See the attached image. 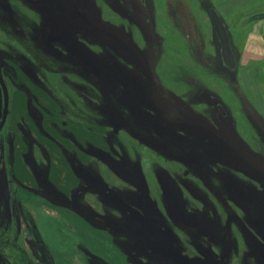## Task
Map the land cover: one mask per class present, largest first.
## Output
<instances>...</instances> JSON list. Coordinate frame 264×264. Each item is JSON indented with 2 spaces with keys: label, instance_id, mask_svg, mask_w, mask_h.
<instances>
[{
  "label": "rangeland",
  "instance_id": "obj_1",
  "mask_svg": "<svg viewBox=\"0 0 264 264\" xmlns=\"http://www.w3.org/2000/svg\"><path fill=\"white\" fill-rule=\"evenodd\" d=\"M122 1L138 12L131 2ZM2 2L10 10L8 16L0 10V242L7 263L21 264L11 250L20 245L32 264H108L87 253L64 223V218L87 223L79 216L87 210L92 217H102L88 218L87 224L111 235L128 264H159L150 262L146 241L134 237V231L149 234L147 224L164 239L171 235L175 255L184 256L191 264H264V0H146L159 40L153 46L138 26L121 21L114 0ZM209 9L226 29L236 63L232 71L222 64ZM55 21L58 28L54 29ZM63 29L72 33L70 41L77 43L81 54L64 44L69 41ZM55 33L65 42H56ZM130 42L142 58L129 54ZM118 59L132 62L141 76L149 62H158L154 70L161 87L169 90L170 106L184 103L190 107L193 100L188 99H194L196 87H201L203 118L213 121L218 129L206 131V138L216 139L218 147L223 137L231 135L233 145L228 156L240 157L217 161L223 164L221 168L228 166L231 171L220 174L216 182L225 193L233 182H244L243 203L233 200L238 197L234 189H230L229 198L220 192L216 204L186 206L187 211L197 214L189 223L174 217L159 199L155 210L135 204L129 192L130 185L137 188L136 176L143 177L155 200L153 196L156 198L160 190L156 182L165 177L166 169L172 171L170 175L183 174L177 162L152 165L146 153L134 157L138 149L132 142L133 132L140 128L130 124L133 117L128 112L120 116L116 110L112 72ZM83 62L102 71L101 76H94ZM163 62H182L184 70L177 74L170 68L176 66L170 65L166 73ZM198 62L201 75L196 71ZM196 75L201 79H195ZM211 75L213 79H209ZM139 79L140 84H146L145 78ZM172 81L186 91L184 99L183 94L173 91ZM210 96L226 107L229 123L219 122L209 106ZM185 112L188 118L194 110ZM115 125L118 133L113 130ZM110 146L114 151H109ZM97 153L121 162L123 171L93 155ZM80 174L111 188L135 215L144 218H139L138 225L122 218L87 187ZM38 176L56 189L57 198L39 184ZM229 215L231 218H226ZM35 218H53L60 225L62 229L53 238L64 246L61 256L56 258L51 253L36 229Z\"/></svg>",
  "mask_w": 264,
  "mask_h": 264
},
{
  "label": "flooded vegetation",
  "instance_id": "obj_2",
  "mask_svg": "<svg viewBox=\"0 0 264 264\" xmlns=\"http://www.w3.org/2000/svg\"><path fill=\"white\" fill-rule=\"evenodd\" d=\"M128 1L131 2L132 6L135 9H138V12L131 11L130 8L126 6L125 1L114 0L119 11V18L121 19V21L132 25L133 28H137L136 26H138L140 30L145 34L149 43H151L150 46L155 45L156 41L159 40L157 39L156 32L154 30L156 29V26L155 24H152L153 20H151L150 16H148L149 12L146 0ZM0 10L7 16L10 14L8 6L4 4L2 0H0ZM134 14L137 15L138 18H136ZM167 23L172 24L173 22L168 21ZM177 24L178 23H176L175 25ZM54 25L55 29L57 27L56 21L53 22V26ZM166 33L168 34L165 29V37ZM62 34L65 36V40L69 42H65L63 39L57 38L56 33L54 34L53 39L56 42L58 40L65 42L64 44L68 46L71 51L81 54L79 52V48H77V43L75 44V42L70 41V39H73L72 33H69L68 30L63 29ZM121 48L122 45L119 44V51L122 50ZM128 48L127 50L131 56L137 55L142 58L139 49L133 42H130L128 44ZM121 59H118L115 65L114 72H112L116 85V110L118 111L120 116H123V111L128 112V114L133 117V121H131L132 123L130 124L135 127L139 126L140 128V130L136 132L134 131L135 134L133 132L132 142L135 143L138 149L137 151H135V153L133 152L134 157L136 158L138 155L146 153L147 157L152 160V165L158 164L160 163V161H162L163 164L166 165H168L169 163L175 164L174 162H177V166L181 169L180 171H182L183 174V176H181V174L176 176L173 173L172 175H170L171 173L169 174V172L172 171L166 169V172H164L165 177H163L160 182H156L159 185L160 190L158 191L159 193L156 194L157 199L153 196L155 200L151 199L150 192L143 180V177L136 176V181L138 182L137 188L136 184H132L130 185L131 192H129V196H131V199L132 197H134L135 204L138 206H146L148 208H151V210H155L158 201L160 200V203H163L164 206H167V208L171 210L174 217L180 218L184 222L189 223L192 215H195V218H197V214L195 212L193 213L187 211L186 206L195 207L196 205L201 206L210 203L216 204L220 201V199H218L220 192L223 197L226 196L229 198V196L231 197L232 195L230 189H234L237 192L236 196L238 197H236V199H232L235 201H241L243 203L245 201L244 197L246 195V188L243 189L244 182L240 184L233 182L232 188L229 187L225 189L226 193L224 192L223 187H218V183L216 182L218 180L217 177L220 176V174L228 175L231 171V168H229L228 166H223L224 168H221L223 164L218 163L217 161H221L223 163V159H240V157L238 156V154L230 155V157L228 156V150H230L233 145L231 135H229V137H223L218 147L216 139L212 140L206 138V131L212 132L217 131L218 129L217 126L214 125L213 121L203 118V116L205 115L204 113H202L201 109V87H196L194 91V99H188V101L193 100V104L190 107H187V105H184V103H177L176 105L172 104V109H170L171 106L169 105V103H167L169 90L166 87H161L158 75L154 70L155 68H157L158 62H149L147 64L148 67H146L147 69L143 70V74L141 76L139 72H137L135 67H133L132 62H124ZM83 63L86 64L87 67L90 66V70L94 74V76H101L100 74L102 73V71L97 70L94 65H89V62ZM163 63L166 64L162 65L163 69L166 70V73L170 72V65L176 66L170 68L173 69L171 71L176 72L177 74L184 70V65L182 64V62ZM198 63L199 64L196 71L197 73H199V75H201V62ZM199 75H196L197 78L195 77V79L200 80L201 78ZM183 76L184 74L182 75V78ZM140 77L146 79L145 85L140 84ZM209 79H213L212 75L209 77ZM172 85L174 88L173 91L177 92V95L183 94L184 99L186 91H181L180 88H177L174 84V81H172ZM208 99L209 106L211 107L213 113L215 112L218 116L219 122L229 123V114L226 107H224L220 102H218V100H216V98L212 96H210ZM187 109L194 110V112L188 115V118L184 117V115L186 114L185 111ZM113 130L115 133H118V126L115 125ZM211 137L212 136L210 135V138ZM246 143L248 144V142ZM141 150L142 152H140ZM109 151H114L111 146L109 148ZM116 153H119V155L122 154L121 151H116ZM222 154H225L226 157L222 156ZM93 155L102 159L103 162H105L108 166L115 169L116 171H123L120 168L121 166H119L121 162L115 160L114 158H112V156L105 155V153H97ZM187 157L194 159L195 162H191L192 159L188 161ZM203 159L210 160L211 163L207 161L204 163L202 161ZM229 165H231V163H229ZM189 166L191 169L189 168L188 170L187 167ZM190 173H192L193 175H191ZM84 180L85 183L89 186L88 188L94 190L95 193L99 192L97 193V195H101L104 200L122 216V218H128L136 225H138V220L141 222L139 218H144L141 215H135L118 195L110 191L111 188H108L101 183L96 186L93 183L94 179L86 174L84 176ZM247 184L249 185V183ZM131 193L133 194V196L131 195ZM240 196L242 198H240ZM226 218L231 217L229 215ZM200 222L201 220H199V224ZM165 240L163 237H161V239L155 244L154 249L156 250V252H158L159 256L166 261V264H191L190 262H188V260H186L184 256L180 258L175 255L173 247H170L169 245L170 243L171 245L173 244L172 236L170 241ZM0 248H2L1 242ZM2 251L6 250L4 248L0 249V264H8L7 258L2 254ZM196 263L198 264L200 262L196 261Z\"/></svg>",
  "mask_w": 264,
  "mask_h": 264
},
{
  "label": "crops",
  "instance_id": "obj_3",
  "mask_svg": "<svg viewBox=\"0 0 264 264\" xmlns=\"http://www.w3.org/2000/svg\"><path fill=\"white\" fill-rule=\"evenodd\" d=\"M258 35H260V32L258 33ZM15 159L17 160L19 158L15 157ZM19 167L20 165L18 166V169ZM30 195V199L34 200L35 197H33L32 194ZM64 219V223H67V225H69L71 232H74L75 236L77 235V238H74V240L80 242V244L84 246V249L87 253L92 254V256L106 260V262L108 261V264H128L126 262V256L121 251H119L117 247L114 246L111 240V235H109L107 232L102 230H93L86 222L79 218ZM34 222L36 229L45 244L49 246V248L51 247V253L56 258L59 257V255L61 256V249L64 246L59 244L57 238H53L55 232L60 231L62 229L60 225H58V223L55 222V219L53 220V218H35ZM65 238H67V236L64 235V241ZM54 239L56 240L54 241ZM76 249H78V247ZM107 252L111 253V255H109ZM71 253L74 254V251L72 250Z\"/></svg>",
  "mask_w": 264,
  "mask_h": 264
},
{
  "label": "trees",
  "instance_id": "obj_4",
  "mask_svg": "<svg viewBox=\"0 0 264 264\" xmlns=\"http://www.w3.org/2000/svg\"><path fill=\"white\" fill-rule=\"evenodd\" d=\"M110 165H112V164H110ZM84 176H85V174H80V177L83 180H84ZM38 178L40 179L39 180V182H40L39 184H44L45 188L49 192L54 193L55 198H57L59 196L57 193H55V190L56 189L53 188V186H51V185L49 186V185H47L46 182H44V180L42 179L43 177L38 176ZM42 180H43V182H42ZM93 183L96 186H98V184H99L95 179H94V182ZM87 187H89V186L87 185ZM97 193H99V192H97ZM79 216L81 218H84V220L87 221L88 224L90 223L88 218H94L96 220H99L100 218H102V217L95 216V215L92 217L91 213L88 214L87 210L85 212L81 213ZM148 226L149 225L147 224V229L149 230V234H142L139 231H134V237L137 238V239H142L143 241L144 240L146 241V243L144 242L145 243L144 244V247H146L147 250H148V252L151 253V255H152V257L150 258L151 259L150 262L154 261V262H158L159 264H166V261L164 259H162L159 256L158 252H156V250L154 249L155 244L161 239V236H160V234H158L157 232H155L150 226L149 227ZM32 227L33 226L31 225V229H32ZM32 232L35 233V235L37 236L34 227L32 229ZM167 240L170 241L171 240V236L166 237V240L165 241H167ZM1 245H2L1 247H4V244H1ZM169 245H170V247H172L173 244L171 245V243H170ZM11 250H12V253H14L13 255L17 258V261H19V263H21V264H32L33 263V262H30L29 261L30 259H29L28 255H27V253L25 252V250L20 245L19 246L17 245L16 248L12 247ZM194 264H197V263L195 262Z\"/></svg>",
  "mask_w": 264,
  "mask_h": 264
},
{
  "label": "water",
  "instance_id": "obj_5",
  "mask_svg": "<svg viewBox=\"0 0 264 264\" xmlns=\"http://www.w3.org/2000/svg\"><path fill=\"white\" fill-rule=\"evenodd\" d=\"M208 14L214 33L220 44V57L222 59L223 65L229 70H234L236 63L230 49L227 32L213 9H210Z\"/></svg>",
  "mask_w": 264,
  "mask_h": 264
},
{
  "label": "bare ground",
  "instance_id": "obj_6",
  "mask_svg": "<svg viewBox=\"0 0 264 264\" xmlns=\"http://www.w3.org/2000/svg\"><path fill=\"white\" fill-rule=\"evenodd\" d=\"M21 116H22V113H21Z\"/></svg>",
  "mask_w": 264,
  "mask_h": 264
}]
</instances>
